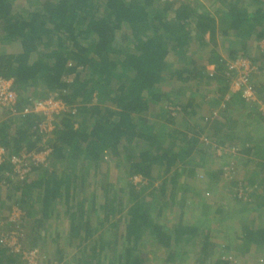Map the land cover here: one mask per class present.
Instances as JSON below:
<instances>
[{
  "label": "trees",
  "instance_id": "trees-1",
  "mask_svg": "<svg viewBox=\"0 0 264 264\" xmlns=\"http://www.w3.org/2000/svg\"><path fill=\"white\" fill-rule=\"evenodd\" d=\"M263 42L264 0H0V44L10 45V52L0 53V76L13 79L18 98L17 114L0 122V148L14 156L40 152L46 142L53 168L47 175L46 167H34V175L18 181L12 166L2 163L0 188L9 190L25 216L42 222L62 205L71 225L69 248L82 237L85 256L78 254L77 264L248 263L228 253L234 248L228 238L225 243V204L219 200L227 179L252 174L250 161L264 154L261 143L246 138L250 126L264 128V82L256 84L264 78ZM241 60L257 69L248 80L254 101L230 89L237 73L229 64ZM199 84L213 87L205 114L199 99H191V87ZM51 98L67 110L55 116L54 137L46 141L39 132L45 116L22 113ZM217 149L228 153L218 157ZM218 158L231 165L224 179L221 169L205 167ZM113 165L129 180L113 198L106 191L92 219L83 203L75 204L74 193L85 189L91 170L103 166L110 177ZM204 167V210L191 224L181 213L199 196L193 181ZM56 168H64L62 175ZM72 179L81 186L71 189ZM256 179L244 182L251 191L240 194L239 188L233 195L242 207L235 216L249 214L239 222L242 241L246 247L258 243L259 260L253 261L264 264V230L252 225L264 222L258 213L264 189L255 190ZM215 203L220 208L212 213ZM165 211L178 214L176 225H165ZM213 222L220 224L214 233ZM42 242L23 245L39 249L46 263L62 264L51 261ZM213 251L218 259L207 260Z\"/></svg>",
  "mask_w": 264,
  "mask_h": 264
},
{
  "label": "crops",
  "instance_id": "crops-1",
  "mask_svg": "<svg viewBox=\"0 0 264 264\" xmlns=\"http://www.w3.org/2000/svg\"><path fill=\"white\" fill-rule=\"evenodd\" d=\"M10 52V45H2L0 44V53L2 52ZM208 70L212 71L213 67L212 66H208L207 67ZM264 77V76H261ZM263 83L264 82V78H261L259 81H256L257 83ZM212 84V83H211ZM193 90L191 91V99H199L197 101H199L200 105L202 106V110H203V114L207 113L209 106H208V102L211 99V96L213 95V87L212 86H203L202 84L196 85L195 87L192 86L191 87ZM199 89V91L197 92V90ZM200 92H203L204 94H207L208 92H210L209 94H207L206 96H199L198 94H200ZM198 93V94H197ZM210 96L209 98H207V96ZM199 96V97H198ZM190 96H187V98H189ZM204 97V98H203ZM202 98L206 100V102L202 101ZM111 99V98H110ZM190 99V98H189ZM226 100V98H225ZM193 111V109H192ZM201 114V111H199ZM195 113V112H193ZM11 117L5 112V110L0 108V122H3L4 120L9 121L8 119H10ZM192 122V121H191ZM193 123V122H192ZM260 127V126H259ZM256 128V129H255ZM247 141L249 143H255V142H259L264 146V128L260 127H252L250 126V128H247ZM245 135V133H244ZM246 156V155H245ZM245 159H247V157H245ZM239 160V159H238ZM261 161V163H260ZM246 162V161H245ZM258 163H260L259 166ZM264 154L259 157V158H255V156L253 157V159L250 161V165L251 168L253 170H255V176H253V170L252 174L247 173L246 171L244 173L238 174L232 181L227 179V183H225V194L222 195V198H220L219 201L223 202V205L225 207H223L222 209L225 212V243L230 241L231 247H233L234 249L231 250V252L229 251L228 253L231 255H234L235 257H240L238 259L241 260H246V259H250V261L246 264H255L256 262L253 261L254 260H259L255 259V256L257 255V257H259V253H257V250L255 249L256 245L258 243H254V244H250L248 247L245 246V242L242 241V238L245 236L243 234V228L242 227V223L240 224L239 222L242 219L248 218L249 214L245 213V215L243 216V218H238L235 215H237L240 212V209L242 208L241 206H239L238 202L235 201L234 198V193L238 194V189L239 188H243L244 186V182L249 179L250 177H256V186H255V190L259 193L260 190L264 189L262 186V184L264 183L262 180H264ZM254 166H256V168L254 169ZM208 169L209 168H213V164L210 166H205ZM204 167V169L198 168L197 169V176H199V174H203L204 170L206 169ZM107 168L105 167H101L100 170L97 172V170L93 169L91 170V178L94 177L93 182L92 180L88 177V182L87 185L84 188H80L77 187V191L76 193H74L75 191H72V193H74V197L75 199L74 202L75 204H79V203H83L84 205V212L89 215L92 214V219L96 218L95 214L99 211L101 201H99L100 198L105 197L106 191H110L111 197H114V194L116 193V191L112 192V188L118 189L120 182L122 181V177H118L117 175L114 176V174H112V168L110 169V177H106L105 173ZM48 173L47 175L52 174L53 172V168H49L47 169ZM64 170V168H56L54 169L56 175L60 176L62 175L61 171ZM117 170V169H116ZM200 171H202L203 173H201ZM38 175V173H37ZM194 179V183L196 184L195 187H197L198 190L197 191V196L199 194V196L197 198H194L195 200L193 201V205L191 207H183L182 213L184 214V220L185 221H190L191 224L195 223L196 220L200 219L203 213L204 208L202 207V205L200 206V204L203 202V200L205 199V195H206V191L205 187L202 189L201 187H203L200 184V179L199 178ZM101 177V180H103L102 183L99 182ZM98 178V179H97ZM204 179V178H203ZM100 180V181H101ZM107 180L109 182H107ZM206 181H208L207 179H205L203 182L206 183ZM230 181V182H229ZM233 181H237L238 183L242 182L243 185L240 183L239 187L235 189L234 185H231L233 183ZM79 182H81L79 180ZM98 182V183H97ZM105 182H107V186L103 187V183L105 185ZM189 182L191 183L192 181L189 180ZM72 183H74V187L72 186V188L75 189V185L76 182L74 181V179H72ZM203 184V183H202ZM247 184V182H246ZM76 186H81V184H77ZM247 188H243L241 189L239 192L240 194L244 193V190L246 192L251 191L250 186H246ZM259 187V189L257 188ZM201 189V190H199ZM8 189H5L4 187L0 188V218H3V220L0 219V231H8L13 227L10 222H8V218L6 220H4L5 217L9 216L10 213V209L15 205L14 202L10 201V197H9V193H8ZM78 192V193H77ZM77 194V195H75ZM113 195V196H112ZM176 197L180 198V195L177 194ZM199 197H201L203 200H200ZM57 207V208H56ZM55 210L53 211L54 215L50 218H48L47 220H44V222H42L41 216H37L35 215L34 217H30L28 218V216H26L25 219V227H24V243L25 244H34L35 246L40 245L41 239L43 240L42 244L46 245V250L50 256V259L52 261V259H56L59 263L62 264H77L75 263V261L78 259V254L81 255V257L85 256L84 255V250L83 247L84 245H82L83 241H81V236L78 238V240H76L74 243H72V248L74 247V249H70L68 243H69V229L71 227L70 225V220L65 216V213L63 212V208L59 207L58 205L56 206ZM220 208V206L218 205V203H215L213 206H211L209 208L210 212H215L216 210L218 211ZM260 211H258V213H261V215H264V207L259 209ZM171 211V210H170ZM170 211H165V213H170L172 216V213ZM164 213V215H165ZM190 214H193L194 217L191 218L189 217ZM232 215H234V218L231 220ZM257 215L256 213H253V216ZM177 217L178 214H175V218L174 215L172 216V218L174 219V223L173 225H176V223H178L177 221ZM252 218V217H251ZM250 218V220H251ZM264 218V216H263ZM93 221V220H92ZM41 222L43 224H41ZM2 224V225H1ZM93 227H96V223L93 221ZM253 229L255 232H258L260 230H264V222H258V223H253ZM220 224L217 222H213L210 226V230L214 233L215 229L217 227H219ZM42 227V228H41ZM15 228V226H14ZM96 229V228H95ZM244 235V236H243ZM229 236V237H228ZM229 241H228V239ZM26 245V246H28ZM237 246V247H236ZM33 247V246H30ZM34 248V247H33ZM263 252V251H262ZM260 253V259L262 257L263 253ZM9 252L7 251V249H3V247H0V264H21L19 262L20 259H18L17 257H12L9 256ZM211 255L207 258V260L211 261H216L218 259V253L217 252H211ZM229 257L225 256L223 257V259H227Z\"/></svg>",
  "mask_w": 264,
  "mask_h": 264
},
{
  "label": "built area",
  "instance_id": "built-area-1",
  "mask_svg": "<svg viewBox=\"0 0 264 264\" xmlns=\"http://www.w3.org/2000/svg\"><path fill=\"white\" fill-rule=\"evenodd\" d=\"M230 70H235L237 77L230 83V89L233 93L240 92L242 98L246 101H254L256 97L249 85V75L252 74L254 68L247 60H241L236 63L229 64ZM13 79H5L0 76V108L9 111V116H14L17 112L14 110L18 98L16 92L13 90ZM65 104L62 101L54 100L53 98L44 101L43 103H36L31 108H26L25 114H43L45 119L39 125V132L48 141L54 137L55 130V116L62 114L65 111ZM174 112L173 110H171ZM21 114V113H20ZM44 146V147H43ZM40 152H23L20 155H8L3 148H0V165L2 163H9L12 166L13 177L18 181H23L26 177L34 175V167H46L49 169L48 159L52 155V150L46 142H44ZM231 152V151H230ZM233 152V151H232ZM227 150L217 149L218 157L227 154ZM135 183L142 181L141 177L134 178ZM25 212L17 206L12 207L8 216V222L15 225L13 230L0 231V246L6 248L8 252L18 257L24 264H57L55 262L46 263L47 257L37 248H26L23 245L24 227H25ZM2 225V224H1ZM235 264V263H231Z\"/></svg>",
  "mask_w": 264,
  "mask_h": 264
},
{
  "label": "rangeland",
  "instance_id": "rangeland-1",
  "mask_svg": "<svg viewBox=\"0 0 264 264\" xmlns=\"http://www.w3.org/2000/svg\"><path fill=\"white\" fill-rule=\"evenodd\" d=\"M263 46H264V44H263ZM211 97H213V96H211ZM216 162H215V165H214V169H217V170H219L220 171V169L224 172L223 173V178L222 179H224V177H225V171L231 166V165H228V167H226V164H225V160H223V158H218L217 160H215ZM201 173H203L202 171H200ZM112 174H114V176L115 175H117L118 177H122L123 179H121L122 181H121V183H120V185L121 186H125V183H126V180H129V177H124L123 175H124V169H117L116 170V167L113 165L112 166ZM92 176H90L89 178L92 180V182H93V179H94V177L93 178H91ZM202 177H203V174L201 175V174H199V176H197V178H199L200 179V181H202ZM98 179V178H97ZM204 181V180H203ZM200 182V184L204 187L205 185H203L202 183H204V182ZM103 181H101L100 183H102ZM224 180H222L221 181V183H223V185H224ZM113 191H116L117 192V189H115V188H112V192ZM224 191H225V189H224ZM61 208H62V205L60 206ZM191 215V214H190ZM164 218H165V220H167V218L170 220V222H168V223H165V225H167V226H172L173 225V223H174V219L172 218V216H171V214L170 213H165V215H164ZM109 229V224H106V225H104V228H103V230L101 231V233L102 234H105L106 236H104L105 238L107 237V235H110V230H108ZM100 234V231H98L97 233H96V235H95V237H97L98 235Z\"/></svg>",
  "mask_w": 264,
  "mask_h": 264
},
{
  "label": "clouds",
  "instance_id": "clouds-1",
  "mask_svg": "<svg viewBox=\"0 0 264 264\" xmlns=\"http://www.w3.org/2000/svg\"><path fill=\"white\" fill-rule=\"evenodd\" d=\"M263 44H264V42H263Z\"/></svg>",
  "mask_w": 264,
  "mask_h": 264
}]
</instances>
